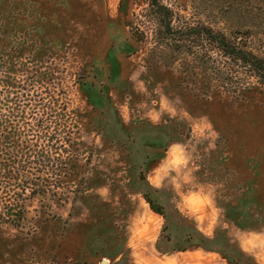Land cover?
Listing matches in <instances>:
<instances>
[{
    "label": "rangeland",
    "instance_id": "rangeland-1",
    "mask_svg": "<svg viewBox=\"0 0 264 264\" xmlns=\"http://www.w3.org/2000/svg\"><path fill=\"white\" fill-rule=\"evenodd\" d=\"M124 1L0 0V127L16 132L0 150L25 139L47 152V137L23 133L33 118L71 132L56 197L26 203L30 234L3 228L0 264H264V87L202 100L169 73L147 78L128 25L146 0ZM165 3L189 17L212 4ZM175 127L186 137L170 144Z\"/></svg>",
    "mask_w": 264,
    "mask_h": 264
},
{
    "label": "trees",
    "instance_id": "trees-1",
    "mask_svg": "<svg viewBox=\"0 0 264 264\" xmlns=\"http://www.w3.org/2000/svg\"><path fill=\"white\" fill-rule=\"evenodd\" d=\"M124 2L121 0V5ZM165 2L146 0L147 8L139 16L131 14L128 22L130 39L137 45L147 46L143 59L147 78L169 73L180 86H190L194 96L202 100L227 96L233 102H244L263 91L264 0H210L212 4L203 9L193 6L191 17L186 7L175 8ZM83 83L86 85L87 81L83 79ZM41 110L49 114L50 104L42 105ZM32 120L33 123L25 124L27 128L23 133H31L37 140L47 137L49 150L40 154L31 151L25 139H13L1 145L0 232L5 227L18 232L26 229L27 234L33 232L35 224H30L26 217V203L46 195L54 199L56 192L50 186L59 187L58 178L70 164V151L66 146L70 148L71 132L68 131L62 141L57 121L43 117ZM8 125L0 127V144L4 136L16 133ZM178 128L166 134L168 143L178 141L179 136L186 137ZM50 150L52 155L48 154ZM20 173H29L31 178L19 179ZM41 174L47 180H43ZM50 179L56 180L50 182ZM138 180L144 185L145 190L140 193L150 210L166 220L163 207L154 198L157 191L147 184L142 174ZM42 207L50 216L49 205L42 204ZM166 230L165 224L163 231ZM198 240L206 243L202 236ZM223 258L228 264H237L227 255Z\"/></svg>",
    "mask_w": 264,
    "mask_h": 264
},
{
    "label": "water",
    "instance_id": "water-1",
    "mask_svg": "<svg viewBox=\"0 0 264 264\" xmlns=\"http://www.w3.org/2000/svg\"><path fill=\"white\" fill-rule=\"evenodd\" d=\"M104 262H102V264H103Z\"/></svg>",
    "mask_w": 264,
    "mask_h": 264
},
{
    "label": "bare ground",
    "instance_id": "bare-ground-1",
    "mask_svg": "<svg viewBox=\"0 0 264 264\" xmlns=\"http://www.w3.org/2000/svg\"><path fill=\"white\" fill-rule=\"evenodd\" d=\"M104 264V263H103Z\"/></svg>",
    "mask_w": 264,
    "mask_h": 264
}]
</instances>
